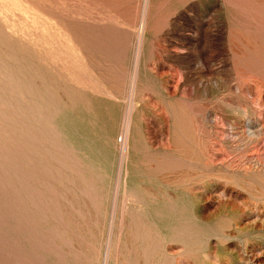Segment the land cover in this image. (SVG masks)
<instances>
[{
	"label": "rangeland",
	"instance_id": "obj_1",
	"mask_svg": "<svg viewBox=\"0 0 264 264\" xmlns=\"http://www.w3.org/2000/svg\"><path fill=\"white\" fill-rule=\"evenodd\" d=\"M0 264H264V0H0Z\"/></svg>",
	"mask_w": 264,
	"mask_h": 264
},
{
	"label": "bare ground",
	"instance_id": "obj_2",
	"mask_svg": "<svg viewBox=\"0 0 264 264\" xmlns=\"http://www.w3.org/2000/svg\"><path fill=\"white\" fill-rule=\"evenodd\" d=\"M135 76H136V75H135ZM138 77H139V74H138V76H137V80H136V82H135V83H136L135 87L138 85V81H139V78H138ZM134 79H135V78H134ZM137 87H138V86H137ZM139 89H140V88H139ZM137 90H138V89H137ZM138 91H139V90H138ZM130 114H131V113H130ZM128 120H129V123H128V122H127V123H128V126H129L130 123H132V122H130V118H128ZM131 125H132V124H131ZM126 136H127V135H126ZM126 139H127V138H126ZM124 147L126 148V146H124ZM124 153H125V150H124ZM125 156H126V155H125ZM124 159H125V158H124Z\"/></svg>",
	"mask_w": 264,
	"mask_h": 264
}]
</instances>
